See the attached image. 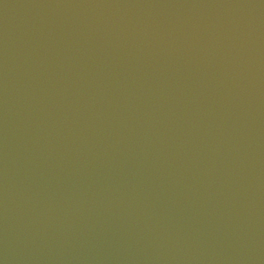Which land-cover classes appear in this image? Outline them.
I'll return each instance as SVG.
<instances>
[{
  "label": "water",
  "instance_id": "obj_1",
  "mask_svg": "<svg viewBox=\"0 0 264 264\" xmlns=\"http://www.w3.org/2000/svg\"><path fill=\"white\" fill-rule=\"evenodd\" d=\"M0 264H264V0H0Z\"/></svg>",
  "mask_w": 264,
  "mask_h": 264
}]
</instances>
